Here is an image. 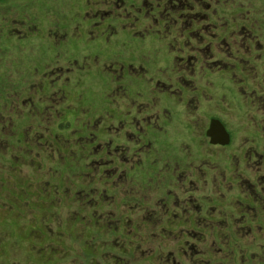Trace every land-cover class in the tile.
Segmentation results:
<instances>
[{
  "label": "rangeland",
  "instance_id": "1",
  "mask_svg": "<svg viewBox=\"0 0 264 264\" xmlns=\"http://www.w3.org/2000/svg\"><path fill=\"white\" fill-rule=\"evenodd\" d=\"M256 55L264 0H0V264H264Z\"/></svg>",
  "mask_w": 264,
  "mask_h": 264
},
{
  "label": "flooded vegetation",
  "instance_id": "2",
  "mask_svg": "<svg viewBox=\"0 0 264 264\" xmlns=\"http://www.w3.org/2000/svg\"><path fill=\"white\" fill-rule=\"evenodd\" d=\"M130 3H132L133 4V2H130ZM131 5V4H130ZM187 9V6H184V10H186ZM146 13V12H145ZM214 13V12H213ZM215 14V13H214ZM144 18H145V16H143ZM236 21V20H235ZM237 25V24H236ZM253 27V26H252ZM255 27H253V28H251L250 29V31L252 30V29H254ZM225 29V30H224ZM231 29V30H230ZM127 30V29H126ZM211 30V29H210ZM223 30L224 31H222L225 35H227V34H231L232 32H237V29H235L233 26L232 27H228V26H226V28H223ZM243 31H245L246 32V30L248 31L247 33H242V34H237L236 36H235V41L237 42L236 44H239V43H241V48H246V44L244 43V42H247V38H248V35H250V31L246 28H243L242 29ZM241 31V30H240ZM244 35V36H243ZM257 37H258V34H257ZM256 37V38H257ZM241 38V39H240ZM258 38L257 39H254V41L252 42V44L254 45V47L255 46H257V44H258ZM230 45H228V47H229ZM256 48V47H255ZM247 50H249V48H247ZM246 50V51H247ZM253 50V49H252ZM257 55L256 56H254L253 57V64H255L256 62H258L259 60H257L258 58H260L261 59V61L262 60H264V58L262 59V57H257ZM236 60H239V62H237V64H238V73H242V74H245V73H250V71L248 70V68H249V65L248 64H250L251 65V63H249V62H247L246 60H241L240 61V59H238V58H236ZM262 64H264V62L262 61ZM190 66L189 67H191V64H189ZM191 70L192 71H194V69H192L191 68ZM255 70V69H254ZM162 83V81H159L157 84L159 85V84H161ZM156 84V85H157ZM164 84V83H163ZM158 87H160V86H158ZM118 92H120V89L118 90ZM139 106H137V109H139L138 110V113H141L142 114V112H143V108L140 110V107L138 108ZM140 111V112H139ZM176 117H177V115H176ZM175 117V118H176ZM210 117V119H209V123H208V127L205 129V139H208V145H210V146H213V147H218V148H226V147H229V145L232 143V138H233V134H232V130L230 131L225 125H224V123H222L221 121V123L224 125V127L226 128V130L228 131V133L230 134V138H231V141H230V144L229 145H226V146H221V145H212L211 143H210V139L207 137V135H206V133H207V131H208V129H209V127H210V123H211V116H209ZM174 118V119H175ZM133 119H135V117L133 118ZM132 119V120H133ZM173 119V120H174ZM217 119V118H216ZM216 119H214V120H216ZM132 120L130 121L131 123H132ZM172 120V121H173ZM211 120V121H210ZM134 121H136V119L134 120ZM182 124H184V122L182 121L181 122ZM179 124V123H178ZM133 125H134V127H133ZM145 125H146V123H145ZM131 128L134 130L135 129V126H137L136 125V123H134V124H131ZM149 127V129H147V130H149V132L150 133H148V136L146 135V137H148V138H150V137H154V138H156V140H154L155 142H157V137L159 136V133H158V131H156L155 129H153L152 127H150V126H148ZM143 128V127H142ZM190 128V127H189ZM189 128L186 126L185 127V129H181V133H183V134H187L189 137H190V139L192 140V141H195L194 140V138L191 136V132H189L190 134H188L187 132L189 131ZM141 132V131H140ZM137 134H139L138 132H136ZM142 133V132H141ZM161 136V135H160ZM142 137V136H141ZM138 144V143H137ZM118 146V145H117ZM117 149L118 150H120V151H123L122 149H120L119 147H117ZM137 152V151H136ZM138 154L139 153H137L136 155L138 156ZM140 157V156H139ZM152 161V160H151ZM151 161H150V163H151ZM151 165H153V164H151ZM258 169V168H257ZM263 170H264V168H263ZM257 171H259L260 172V170L258 169ZM241 192V191H240ZM171 197L170 196H168V199H169V202H173V198L172 199H170ZM165 205H167L166 203H164L163 204V206H165ZM170 204L168 203V206H169ZM211 205H209L207 208H201L200 207V205H199V208H200V212H201V214L200 215H198V220H201L200 222H202V225H204L205 224V222H204V220H207V221H209V220H212V216H209V209H211ZM202 212H204V213H206L207 214V217H205V216H202L203 215V213ZM235 212H236V210H235ZM238 212H239V210H238ZM260 213H261V211H260ZM189 214H193L192 212H190L189 211ZM205 214V215H206ZM263 218H261V217H259V215H257V214H255V215H251V216H249V219L251 220V222H249L248 220V222L247 221H241L240 222V224L239 225H241V227L239 226V230H241V233H243V235H244V232L242 231V229H245V227H247L248 225L249 226H251L250 228H253V230L252 231H254V229L255 230H257V229H261L263 232H264V224H261V223H257V221H255V219H253V218H261V219H263L264 220V213H263ZM241 218H246L247 219V217L245 216V215H241ZM180 219H182V218H180ZM230 219H231V221H232V217H230ZM207 221H206V223H207ZM188 222H191V219L189 218L188 219ZM210 222H213V221H210ZM233 223H234V220L232 221ZM245 222H247V226H243L244 224H245ZM185 223V222H184ZM199 223V222H198ZM215 223V222H214ZM213 228V226L211 227V229ZM219 231H220V229H218ZM236 230L237 229H235V232H236ZM202 233V232H201ZM232 234H234V232L232 233ZM245 234H248V232H245ZM222 235H224L225 237H226V235L225 234H222ZM241 235V238L242 237H244L242 234H240ZM252 237H254V240H257V238L255 237V235L254 234H252ZM262 238H264V237H262ZM261 238V239H262ZM198 245V244H197ZM197 245H195V246H197ZM188 246V245H187ZM185 247L183 250V253L185 254V255H187V252H188V249L190 250L191 248H193L192 246L191 247ZM197 251V253H198V250L195 248L194 249V251ZM191 255H194L193 253L191 254ZM200 255V254H199ZM260 255H262V253L260 252V251H257L256 252V254H255V256H254V258L255 257H258V256H260ZM194 256H198L197 254L196 255H194ZM193 261L195 262V258L193 259Z\"/></svg>",
  "mask_w": 264,
  "mask_h": 264
},
{
  "label": "water",
  "instance_id": "3",
  "mask_svg": "<svg viewBox=\"0 0 264 264\" xmlns=\"http://www.w3.org/2000/svg\"><path fill=\"white\" fill-rule=\"evenodd\" d=\"M212 145L226 146L230 144V134L224 125L218 120H212L206 133Z\"/></svg>",
  "mask_w": 264,
  "mask_h": 264
},
{
  "label": "trees",
  "instance_id": "4",
  "mask_svg": "<svg viewBox=\"0 0 264 264\" xmlns=\"http://www.w3.org/2000/svg\"><path fill=\"white\" fill-rule=\"evenodd\" d=\"M120 223L119 224H117V226H116V228L113 230L114 232L112 233L113 234V237H116V236H119L120 234H127L126 233V231H125V228H123V231H121L120 229L121 228H119L120 227V225H121V227H122V223H123V220H121V221H119ZM125 225V224H124ZM103 229H108L107 227H103V228H101L99 231L101 232V230L103 231ZM113 229V228H112ZM105 236V235H104ZM117 240V239H116ZM115 240V241H116ZM119 242L117 241V244H118ZM115 245V244H114ZM116 247V246H115ZM118 247H119V244H118ZM133 249H134V247H133ZM126 251L128 252V250L127 249H124V250H121V254L123 255V253H124V255L123 256H127V255H129V254H131V253H126ZM126 253V254H125Z\"/></svg>",
  "mask_w": 264,
  "mask_h": 264
}]
</instances>
